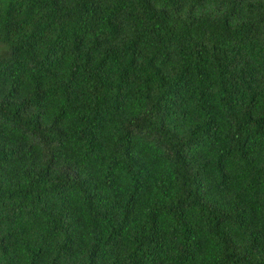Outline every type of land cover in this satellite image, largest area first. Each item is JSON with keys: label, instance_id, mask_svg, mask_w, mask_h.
Segmentation results:
<instances>
[{"label": "trees", "instance_id": "1", "mask_svg": "<svg viewBox=\"0 0 264 264\" xmlns=\"http://www.w3.org/2000/svg\"><path fill=\"white\" fill-rule=\"evenodd\" d=\"M0 264H264V0H0Z\"/></svg>", "mask_w": 264, "mask_h": 264}]
</instances>
